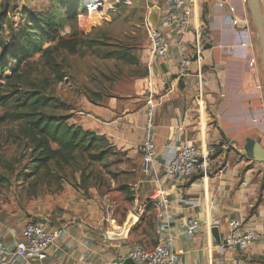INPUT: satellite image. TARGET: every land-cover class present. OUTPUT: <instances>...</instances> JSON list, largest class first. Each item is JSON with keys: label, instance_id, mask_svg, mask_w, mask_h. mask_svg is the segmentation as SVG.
Listing matches in <instances>:
<instances>
[{"label": "crops", "instance_id": "1", "mask_svg": "<svg viewBox=\"0 0 264 264\" xmlns=\"http://www.w3.org/2000/svg\"><path fill=\"white\" fill-rule=\"evenodd\" d=\"M193 26L201 33V49L185 75H178V63L193 52L186 44L178 48L174 34L165 30L172 41L167 59L153 58L128 95L110 97L105 104L84 98L67 114L68 123L104 136L122 152L136 156L141 172L139 144L147 99L153 100L157 157L153 171L141 172L135 182V205L126 216L134 213L137 222L127 239L109 241L105 233L119 232L123 223L119 226L105 215L100 198L84 197L67 185L59 197L60 210L46 219L49 227L61 228L62 233L56 246L33 264H113L132 243L152 248L156 210L150 202L160 196L170 201L165 234L178 255L176 264H264V242L246 249L226 245L231 218L241 222L237 232L264 230V163L254 158L257 144L264 149V76L256 30L246 0H203L193 9ZM186 39L196 40L192 33ZM165 64L169 66L164 74ZM185 140L204 153L214 148L209 169L189 179L169 178L163 162ZM187 217L205 224L192 237L184 236L180 227ZM214 228L220 245L212 234ZM21 233L22 229L10 230L0 238L12 247Z\"/></svg>", "mask_w": 264, "mask_h": 264}, {"label": "rangeland", "instance_id": "2", "mask_svg": "<svg viewBox=\"0 0 264 264\" xmlns=\"http://www.w3.org/2000/svg\"><path fill=\"white\" fill-rule=\"evenodd\" d=\"M107 1V0H106ZM108 6L96 17L88 11L81 16L79 0H0V24L3 46L11 49V38L25 25L32 14L49 10L58 26V36L69 46L77 40L74 53L57 48L58 40L46 42L41 50L17 66L0 74V84L11 69L19 67L49 100L46 115L63 117L84 98L105 104L110 97L128 95L131 86L147 73L153 60L146 38L147 0L118 2ZM69 12H76L68 19ZM43 54L45 56H43ZM53 59L62 80L57 81L47 60ZM6 60V59H5ZM8 107H0V117ZM8 130L15 125L0 122V235L22 229L28 221L50 219L60 210L59 197L67 187H73L84 197L100 198L105 215L121 226L126 213L133 207L140 175L136 156L122 152L104 136L99 143L105 149L100 162H89L77 156L62 168L51 165L50 173L40 171L28 176L31 170V148L24 141L13 142ZM135 154V153H134ZM30 216V218H28Z\"/></svg>", "mask_w": 264, "mask_h": 264}, {"label": "built area", "instance_id": "3", "mask_svg": "<svg viewBox=\"0 0 264 264\" xmlns=\"http://www.w3.org/2000/svg\"><path fill=\"white\" fill-rule=\"evenodd\" d=\"M130 0H115L118 2H129ZM203 0H147L155 3L160 10L159 20L154 29L146 27V38L151 55L158 60H166L172 47V41L166 36V31L174 34L176 46L182 47L184 44L190 46L193 54L182 57L178 63V75H185L191 62L197 61L200 54L201 41L197 27L193 26V9ZM81 11L91 13V8L99 11L107 9L105 0H79ZM109 3V0H107ZM16 7L23 5V0H15ZM147 25V23H146ZM209 36L207 31H201ZM192 33V39L186 36ZM193 57H196L193 59ZM200 77V73L196 74ZM152 98L147 99L148 107L145 112V124L143 126L142 138L139 144L140 171L144 175H149L153 171L156 162L155 143L153 138V105ZM214 154V148L210 147L204 153L195 144L183 141L174 156L163 162L165 175L172 179L192 178L205 174L209 169L210 156ZM156 213L154 216V237L155 245L146 248L142 243H132L122 253L117 255L113 264H124L129 259L137 264H176L178 255L168 244L166 230L168 228L170 215V201L166 196H160L155 201H151ZM205 224L196 217H187L180 222L182 233L186 237H192L200 232ZM241 222L237 218H231L228 222L230 237L226 243L228 247L246 249L254 242H264V230L247 229L237 232ZM62 233L61 228L49 227L39 220L28 221L22 228L21 238L14 241L13 246L8 245L4 239L0 238V264H33L35 259H39L46 250L55 247Z\"/></svg>", "mask_w": 264, "mask_h": 264}, {"label": "trees", "instance_id": "4", "mask_svg": "<svg viewBox=\"0 0 264 264\" xmlns=\"http://www.w3.org/2000/svg\"><path fill=\"white\" fill-rule=\"evenodd\" d=\"M75 14L69 12L68 19H73ZM55 40H58L57 48L71 53L76 51L77 40L65 46L66 40L58 36L56 18L49 10L32 14L24 27L12 36L11 49L3 46L0 36V74L10 68L9 60L16 62L17 66L25 64L44 43ZM46 65L56 75V80L61 81L62 75L53 69L56 66L54 60H47ZM4 82L0 84V107L9 110L3 113L0 122L15 125L13 133L8 130L9 136L14 137L13 142L20 140L30 146L31 170L28 176L38 175L40 171L49 174L52 164L62 168L72 164L77 156H85L93 163L102 161L106 150L100 145L99 137L93 131L68 123L67 115H46L44 109L49 106V100L43 98L19 67L11 69ZM150 205L153 207L152 203Z\"/></svg>", "mask_w": 264, "mask_h": 264}, {"label": "water", "instance_id": "5", "mask_svg": "<svg viewBox=\"0 0 264 264\" xmlns=\"http://www.w3.org/2000/svg\"><path fill=\"white\" fill-rule=\"evenodd\" d=\"M251 19L254 25V28L256 30V38L258 42V48H259V57L263 68V76H264V10H263V4L261 0H246ZM147 15H146V23L147 26L150 29H154L155 26L158 23L159 20V7L153 3V2H147ZM169 64H165L162 66L163 73L165 74L167 72V67ZM163 74L162 80L166 81V76ZM173 79H179L177 74H172L171 76ZM179 84H181V81H179ZM254 158L258 162L264 163V149H262L259 144L255 147L254 152ZM30 218V216H28ZM41 223H46V220L39 219ZM137 222V216L134 213H128L122 226L121 230L119 232L115 231H107L105 233L106 238L109 241H123L126 240L128 237V234L131 230V228L135 225ZM212 234L216 236V244L220 245L221 240L219 234L217 235V228L212 229ZM131 260L126 259L125 262H130ZM124 262V263H125Z\"/></svg>", "mask_w": 264, "mask_h": 264}, {"label": "bare ground", "instance_id": "6", "mask_svg": "<svg viewBox=\"0 0 264 264\" xmlns=\"http://www.w3.org/2000/svg\"><path fill=\"white\" fill-rule=\"evenodd\" d=\"M106 1V0H105ZM108 6V4H107V1H106V5H105V7H107ZM91 14H93L94 16H98L99 14H100V12L101 11H99V10H97V9H94V8H91Z\"/></svg>", "mask_w": 264, "mask_h": 264}]
</instances>
